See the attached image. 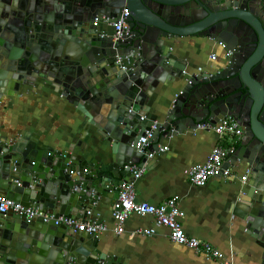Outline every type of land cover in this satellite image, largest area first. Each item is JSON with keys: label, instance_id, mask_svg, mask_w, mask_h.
I'll list each match as a JSON object with an SVG mask.
<instances>
[{"label": "water", "instance_id": "obj_1", "mask_svg": "<svg viewBox=\"0 0 264 264\" xmlns=\"http://www.w3.org/2000/svg\"><path fill=\"white\" fill-rule=\"evenodd\" d=\"M124 9L129 33L115 40L113 23ZM192 36L223 43L226 56L184 84L186 65L174 50ZM41 84L76 106L85 124L56 145L30 133L8 137L0 125V198L68 218L83 217L106 197L113 208L131 177L126 164L142 168L151 153L161 154L163 137L232 118L244 133L224 169L245 165L254 187L238 194L233 213L264 264V0H0V103ZM178 88L169 107L156 111L161 121L142 119L157 90ZM90 129L101 145H90ZM79 233L0 213V264H117L95 235Z\"/></svg>", "mask_w": 264, "mask_h": 264}, {"label": "crops", "instance_id": "obj_2", "mask_svg": "<svg viewBox=\"0 0 264 264\" xmlns=\"http://www.w3.org/2000/svg\"><path fill=\"white\" fill-rule=\"evenodd\" d=\"M174 54L186 65L183 72L187 77L184 80L186 84L189 77L213 71L222 65L226 51L220 43L192 36L179 39ZM212 55L216 58L212 59ZM179 91L181 88L163 94L157 90L149 102L153 110L144 112L143 117L155 123L161 121L156 111L162 105L169 107ZM0 112V125L5 127L3 133L6 136L30 133L45 145H56L57 140L72 136L85 124L82 123V112L55 92L50 84L30 87L19 96L3 98ZM90 133L94 139L90 140V145L99 143L100 137L97 138L95 131L90 129ZM217 145L229 147L237 143L219 138L212 130L201 129L163 137L159 148L166 146L168 149L149 158L146 166L142 167L143 175L135 184L137 200L160 205L169 198L177 197L179 207L185 213L183 227L189 237L211 243L234 264H260L261 248L233 213L238 194L246 196L245 193L250 194L254 190L251 171L245 165L230 164L231 174L228 177L213 178L205 187L192 185L185 173L206 162ZM245 176L247 178L243 180ZM111 202V197H106L94 203L86 210H91L88 218L114 225ZM143 229H154L155 233L143 235L139 233ZM169 234V230L157 225L153 217L133 215L125 223L124 234L107 232L96 237L99 239V250L115 258L117 264H220L171 241Z\"/></svg>", "mask_w": 264, "mask_h": 264}, {"label": "built area", "instance_id": "obj_3", "mask_svg": "<svg viewBox=\"0 0 264 264\" xmlns=\"http://www.w3.org/2000/svg\"><path fill=\"white\" fill-rule=\"evenodd\" d=\"M127 16L128 10L124 9L121 19L116 23H113L115 40L121 38L124 33H129V28L125 20V17ZM220 45L225 49L223 43H220ZM215 58L216 56L212 55V59ZM117 63L121 64L122 59L118 58ZM142 119H145V117H142ZM198 127L201 130H212L219 138L228 141L239 139L244 133L242 127L232 118L222 119L213 126L203 123ZM156 129L157 126L155 124L147 131L146 136L139 140L137 144V149L139 151L145 152V148L149 146L148 141L152 138ZM167 149L168 147L164 146L160 147L159 151L165 152ZM232 151L233 150L230 146L225 147L223 145H217L210 153L206 162L187 170L185 173L192 185L196 187H205L211 179L219 174L228 177L231 174L229 167L230 163L225 169L224 165L226 164L228 154ZM155 154L156 152L154 151L149 157L151 158ZM125 168L131 173V180L120 186L119 197L112 208V217L115 222L114 225L100 223L88 218L91 216V210H88L85 213V216L81 218H68L64 215L55 216L48 214L37 208L27 207L21 203L6 198H0V213L7 214L12 210L16 214L25 215L28 222L32 220H41L45 223L55 222L56 225L68 226L74 232H84L95 236L107 232L122 235L125 232V223L131 216H151L156 220L157 225L169 230L171 241L186 246L197 254L218 261L220 264H234L228 256L211 243L189 237L186 234L183 227L185 213L179 207L177 197L169 198L160 205L139 202L137 200L135 184L142 177L144 170L138 165L132 163L126 164ZM246 178V176L243 177V180H246ZM139 233L148 236L153 235L155 230L143 229L140 230Z\"/></svg>", "mask_w": 264, "mask_h": 264}, {"label": "flooded vegetation", "instance_id": "obj_4", "mask_svg": "<svg viewBox=\"0 0 264 264\" xmlns=\"http://www.w3.org/2000/svg\"><path fill=\"white\" fill-rule=\"evenodd\" d=\"M206 31H207V30L201 32V33H202L201 35H202L203 37L206 35V34H205ZM207 32H208V31H207ZM238 140H239V139H235V140H233V142L237 143Z\"/></svg>", "mask_w": 264, "mask_h": 264}]
</instances>
